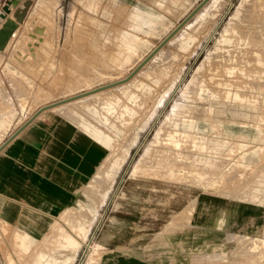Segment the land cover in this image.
<instances>
[{
  "label": "rangeland",
  "instance_id": "rangeland-1",
  "mask_svg": "<svg viewBox=\"0 0 264 264\" xmlns=\"http://www.w3.org/2000/svg\"><path fill=\"white\" fill-rule=\"evenodd\" d=\"M200 1L32 0L0 56V141L43 105L129 75ZM241 2L210 0L129 81L41 113L78 122L106 154L46 236L0 221V264H264V0ZM122 156L111 182L108 168ZM145 159L161 178L134 172ZM191 165L203 167L206 186L185 181Z\"/></svg>",
  "mask_w": 264,
  "mask_h": 264
},
{
  "label": "crops",
  "instance_id": "crops-1",
  "mask_svg": "<svg viewBox=\"0 0 264 264\" xmlns=\"http://www.w3.org/2000/svg\"><path fill=\"white\" fill-rule=\"evenodd\" d=\"M105 154L78 122L40 114L0 150V221L34 239L46 236L54 218L80 201Z\"/></svg>",
  "mask_w": 264,
  "mask_h": 264
},
{
  "label": "bare ground",
  "instance_id": "bare-ground-1",
  "mask_svg": "<svg viewBox=\"0 0 264 264\" xmlns=\"http://www.w3.org/2000/svg\"><path fill=\"white\" fill-rule=\"evenodd\" d=\"M253 1H255V0H242V2H241V6H240V8L241 7H243V6H245V5H247L248 3H250L251 5H252V3H253ZM252 2V3H251ZM214 3V2H213ZM262 3V2H261ZM253 4H255V2L253 3ZM257 4V3H256ZM262 5V4H261ZM33 6V2H32V0H20L19 1V3L16 5V6H13V5H11V11H10V15H9V13H8V15H7V13H6V17H3V16H1L0 15V27H3V25H4V23H5V21H6V19L7 18H11L13 21H14V23H15V27L12 29L11 27H9V29H11V31H10V34H9V36H8V38L7 39H5V41H4V36H1V40L0 41H2L3 43H1V45H0V56H1V53H3V52H5L6 50V46H7V44L9 43V41L11 40V38L12 37H14L15 36V34L17 33V31H18V29H19V27L21 26V25H23V24H25V22L28 20L27 18H28V15H29V12H30V10H31V7ZM247 6H249V4L247 5ZM142 7V6H141ZM246 7V6H245ZM249 7H251V6H249ZM256 7H257V5H256ZM240 8H239V10H240ZM261 8H263V6L261 7ZM242 9V8H241ZM246 9L247 8H245V10L244 11H246ZM259 9V10H258ZM38 10V9H37ZM243 10H241V11H243ZM248 10V9H247ZM250 10V9H249ZM255 10H258L257 12H261L260 11V7L258 8H256ZM264 11V10H263ZM237 12H240V11H237ZM249 12V11H248ZM251 13H253L254 11H250ZM249 12V13H250ZM41 13V12H40ZM45 13V12H44ZM248 13V14H249ZM254 13H256V12H254ZM238 14V13H237ZM243 14H246V13H243ZM260 14H263V13H260ZM259 14V15H260ZM47 15V14H46ZM142 15L143 14H141L140 13V15H139V17H142ZM253 15V14H252ZM252 15H250L249 14V16H250V18H251V16ZM256 15V14H255ZM241 16V15H240ZM243 16V15H242ZM254 16V15H253ZM252 16V17H253ZM47 17H48V15H47ZM237 17H238V15H237ZM243 17H245V15L243 16ZM256 17V16H255ZM42 18V17H41ZM40 18V19H41ZM50 18V17H49ZM239 18V17H238ZM240 18H242V17H240ZM246 18V17H245ZM247 18L249 19V17H248V15H247ZM246 18V19H247ZM234 19H236V18H234ZM255 18L253 17V20H254ZM258 19H259V17H258ZM261 19H263V15H262V18ZM260 19V20H261ZM242 20V19H241ZM244 20V19H243ZM252 19H251V21H253ZM259 20V21H260ZM264 20V19H263ZM42 21V20H41ZM51 21V20H50ZM237 21V20H236ZM249 21V20H248ZM250 21V22H251ZM43 22V21H42ZM41 22V23H42ZM47 22H49V20L47 19ZM245 22V21H244ZM262 23H263V21H261ZM251 23H254V22H251ZM262 23H261V26H263L262 25ZM44 24V23H43ZM237 24H238V22H237ZM246 24H247V22H246ZM249 24V23H248ZM257 24V23H256ZM259 24V23H258ZM234 25H236V24H234ZM254 25V24H253ZM253 25H251V26H253ZM43 26V25H42ZM237 26H239V25H237ZM236 26V27H237ZM241 26V25H240ZM239 26V28H241ZM260 26V25H259ZM261 26L260 27H258L257 29H261ZM32 27H33V25H32ZM234 27V26H233ZM249 27V26H248ZM256 27V26H255ZM29 28V27H28ZM37 28V27H36ZM40 28H41V26H40ZM247 28V26H245V29ZM252 28V27H251ZM254 28V27H253ZM25 29V28H24ZM33 29V28H32ZM232 29H234V28H232ZM250 29V28H249ZM255 29V28H254ZM257 29L255 30L256 32H257ZM37 30H38V28H37ZM251 30V29H250ZM262 30V29H261ZM21 31V30H20ZM236 32V31H235ZM238 32V31H237ZM236 32V33H237ZM252 32V31H251ZM255 32V33H256ZM260 32V31H259ZM263 32H264V30H263ZM20 33V32H19ZM22 33H23V31H22ZM261 33V32H260ZM246 34H249V32L248 33H246ZM253 34V33H252ZM258 34V33H257ZM256 34V35H257ZM264 34V33H263ZM4 35V34H3ZM22 35V34H21ZM28 35V34H27ZM30 35H32V36H34L33 38H34V40L32 41L33 43H36L37 45V48H38V44H39V39L37 38V35L34 33V31L32 32V33H30ZM238 35H240V34H238ZM243 35V34H242ZM255 35V36H256ZM23 36V35H22ZM25 36V35H24ZM245 36V35H244ZM244 36H242L243 38H244ZM254 36V37H255ZM258 36L259 35H257V37L255 38V40L258 38ZM28 37H29V35H28ZM237 37V36H236ZM248 37V36H247ZM249 37H253V35H251V36H249ZM260 37V36H259ZM18 38H20V36L18 37ZM25 38H26V36H25ZM30 38H32V37H30ZM233 39H234V36L232 37ZM231 38V39H232ZM241 38V37H240ZM263 38V37H262ZM23 39V38H22ZM251 39H253V38H251ZM259 39V38H258ZM235 40H237V38L235 39ZM234 40V41H235ZM255 40L253 39V42H255ZM15 41H16V39H15ZM23 42L25 41V42H27L25 39L24 40H22ZM30 40H28V42H29ZM233 41V42H234ZM250 41V43H248V44H251V40H249ZM249 41H247V42H249ZM257 41V40H256ZM260 41V40H259ZM20 42H21V39H20ZM21 43V44H26L25 46L26 47H28L27 46V43ZM237 42H238V40H237ZM12 43V42H11ZM235 43H236V41H235ZM243 43V42H242ZM258 43V42H257ZM261 42H259L258 44H260ZM20 44V43H19ZM18 44V45H19ZM19 45V46H22V45ZM41 44V43H40ZM233 44V43H232ZM237 44V43H236ZM254 44V43H253ZM252 44V45H253ZM12 45V44H11ZM17 44L15 45V46H18ZM235 45V44H234ZM233 45V46H234ZM240 45V44H239ZM245 45H247V43L245 44ZM24 46V47H25ZM30 46V45H29ZM32 46H33V44H32ZM43 46V45H42ZM232 46V47H233ZM250 46V45H249ZM254 46V45H253ZM9 47V46H8ZM25 47V48H26ZM31 47V46H30ZM228 47H231L230 45L228 46ZM242 47V46H241ZM248 47V46H247ZM255 47V46H254ZM13 48V47H12ZM23 47H21V48H19V50H21ZM36 48V47H35ZM42 48V47H41ZM27 49V48H26ZM31 49V48H30ZM14 50V49H13ZM12 50V51H13ZM23 50V49H22ZM28 50V49H27ZM32 50H34L33 48L31 49V51ZM38 50H41V49H38ZM24 51V50H23ZM29 51V50H28ZM7 52V51H6ZM5 52V53H6ZM11 52V51H10ZM15 52V51H14ZM20 52H22V51H20ZM24 52H27V51H24ZM23 52V53H24ZM37 52V51H36ZM40 52V51H39ZM29 53V52H28ZM38 53V52H37ZM4 54V53H3ZM2 54V55H3ZM10 54V53H9ZM27 54V53H26ZM31 55H32V53H30ZM33 54H36L35 52H33ZM41 54V53H40ZM5 55V54H4ZM12 55V54H11ZM15 55V54H14ZM28 56H29V54H27ZM37 55V54H36ZM107 55H108V53H107ZM106 55V56H107ZM233 55H235V53L234 54H232V56ZM21 56H22V54H21ZM35 56V55H34ZM105 56V57H106ZM221 56V55H220ZM227 57H228V55H226ZM18 58H19V56H17ZM23 57V56H22ZM37 57H38V55H37ZM223 57V56H222ZM245 57V56H244ZM1 58V57H0ZM3 58V57H2ZM36 58V57H35ZM20 59V58H19ZM26 59H27V57H26ZM25 59V60H26ZM29 59H31V57L29 58ZM28 59V60H29ZM33 59V58H32ZM107 59V58H106ZM230 59H231V56H230ZM233 59V58H232ZM241 59H243V58H241ZM245 59V58H244ZM24 60V59H23ZM94 60V59H93ZM226 60H227V58H226ZM229 60V59H228ZM237 60V59H236ZM3 61V60H2ZM1 61V62H2ZM106 61V60H105ZM107 64V63H106ZM264 69V68H263ZM263 71V70H262ZM208 72V71H207ZM259 73H260V71H259ZM263 73V72H262ZM207 74V73H206ZM213 75V74H212ZM211 75V76H212ZM259 75V74H258ZM264 75V74H263ZM206 76V75H205ZM203 78V77H202ZM260 78H262V77H260ZM220 80V79H219ZM257 80V79H256ZM221 81V80H220ZM257 82H258V80H257ZM261 82H262V80H261ZM255 83V82H254ZM197 84V83H196ZM220 84H222V83H220ZM259 84H261L260 82H259ZM259 84H257V85H259ZM263 84V83H262ZM200 85V84H199ZM198 86V85H197ZM256 86V85H255ZM264 86V85H263ZM262 85L260 86L259 85V87H263ZM254 87V86H253ZM252 87V88H253ZM259 87H255L256 89L258 88V90L260 91V93H261V90H262V92H263V90L264 89H261L260 90V88ZM255 91V90H254ZM257 91V90H256ZM258 91V92H259ZM257 92V93H258ZM193 94V93H192ZM239 96H241V97H243V95H240L239 93H237ZM223 96H224V94H223ZM248 96H249V94H248ZM251 96V95H250ZM253 96V95H252ZM254 96H258V95H254ZM244 97H246L247 98V96H245L244 95ZM244 97L242 98V100L244 99ZM264 97V96H263ZM223 98V97H222ZM254 98V97H253ZM213 99V98H212ZM262 99V98H261ZM215 100V99H214ZM224 100V99H223ZM248 100V99H247ZM254 100V99H253ZM263 100V99H262ZM244 101V100H243ZM256 101H258L259 102V98H258V100H256ZM240 102H242V101H239V103ZM249 102V101H248ZM251 102H252V99H251ZM261 102V101H260ZM243 103V102H242ZM241 103V104H242ZM245 103V102H244ZM254 103V102H253ZM252 103V104H253ZM256 103V102H255ZM251 104V105H252ZM248 105V104H247ZM257 105V104H256ZM258 105H261V104H258ZM263 105V104H262ZM261 105V106H262ZM255 106V105H254ZM261 106H260V109H262L263 108V106H262V108H261ZM259 107V106H258ZM254 109V108H253ZM48 110V109H47ZM46 111V110H45ZM260 111V110H259ZM189 116H191V115H189ZM188 117V116H187ZM168 129V128H167ZM164 132V131H163ZM166 130H165V133L164 134H166ZM168 132H169V130H168ZM182 132V131H181ZM170 133V132H169ZM171 133H173V131L171 132ZM179 133V132H178ZM162 135H164L163 133H161ZM167 135V134H166ZM166 135H164V136H166ZM171 135V134H170ZM190 135V134H189ZM192 135V134H191ZM175 136V135H174ZM182 136H184V135H182ZM162 137V136H161ZM176 137V136H175ZM177 138V137H176ZM176 138H174L173 137V135H171V137H170V140H172L173 142H174V144L176 145V146H179L180 144H182V143H180L178 140H181L182 139V137H181V139H180V136H179V139L177 140ZM185 138H186V136H185ZM201 138H202V136H201ZM203 138H204V136H203ZM163 139V138H162ZM162 139L160 138V145H161V143L163 142L162 141ZM169 139V138H168ZM211 140H212V138H211ZM183 141H185L186 142V140H183ZM209 141H210V139H209ZM215 142H216V146H221V143H219L218 141H217V139H215L214 140ZM213 141V142H214ZM159 143V142H158ZM164 144V143H163ZM183 144H184V142H183ZM182 144V145H183ZM190 144V143H189ZM159 145V146H160ZM172 145V144H171ZM181 145V146H182ZM186 145H187V143H186ZM185 145V146H186ZM215 145V144H214ZM165 146V145H164ZM167 146H170V145H168L167 144ZM174 146V145H173ZM189 146V145H188ZM187 146V147H188ZM163 147V146H162ZM166 147V146H165ZM172 147V146H171ZM203 147V146H202ZM155 148H156V146H155ZM175 148V147H174ZM184 148V146L181 148V150ZM158 149H160V148H158ZM163 149V148H162ZM177 149V148H176ZM188 149V148H187ZM201 149V148H200ZM186 150V149H185ZM188 150H190V149H188ZM206 150V149H205ZM130 151V150H129ZM152 151V150H151ZM150 151V152H151ZM160 151V150H159ZM173 151V150H172ZM128 152V151H127ZM186 152V151H185ZM169 153V152H168ZM182 153V152H181ZM187 153V152H186ZM186 153H185V155H186ZM123 154V153H122ZM174 154V153H173ZM121 155V154H120ZM125 156V155H124ZM127 157H128V154L126 155ZM193 156H195V154L193 155ZM119 157V156H118ZM121 157V156H120ZM183 157V156H182ZM191 157V156H190ZM197 157V156H196ZM195 157V158H196ZM188 158V157H187ZM124 159H123V156H122V158H118L117 159V161H115L114 163H113V165H112V167L111 168H108V174L110 175V180H111V182H113L114 180H116L115 179V175H116V172H117V170H119V169H115V168H119L120 166H121V163H122V161H123ZM124 162V161H123ZM158 162H160V164H161V161H158ZM158 164V163H157ZM156 163H149V161L147 160V159H145L144 161H143V163L140 165V164H138L137 165V167H135V169H134V172H140V174H144V175H146L147 177H153V178H161L160 176H163L162 175V173L161 172H163V170H162V167H159V165H157ZM170 164H172V162H170ZM185 167V166H184ZM39 168V167H38ZM177 168H176V166H174V165H170L169 166V168L167 167V171H168V175H166V176H168L169 178H173L174 176H175V170H176ZM131 174V173H130ZM105 174H103V177H106V176H104ZM183 175H185V181H187L188 183H196V184H201L202 186H206L207 185V183H208V174H206L205 173V171H204V169H203V167H201V168H199V167H197L196 166V168H194L193 167V165H191V167H190V169H189V171L186 173V174H183ZM137 176V175H136ZM142 177H144V176H142ZM134 178V177H133ZM191 178H197V182H192V180H191ZM105 179V178H104ZM107 179V178H106ZM130 179V178H129ZM134 180V179H133ZM137 180V179H136ZM163 180V179H162ZM103 181H105V180H103ZM126 181H127V179H126ZM129 181V180H128ZM144 181V180H143ZM167 181V180H166ZM115 182V181H114ZM173 181H171V183H172ZM104 183V182H103ZM109 183V182H108ZM102 184V183H101ZM108 185V184H107ZM110 185V184H109ZM112 185V184H111ZM152 185V184H151ZM156 185V184H155ZM163 185V184H162ZM99 186V185H98ZM97 186V188H99ZM100 186H102V185H100ZM137 186V185H136ZM164 186V185H163ZM162 186V187H163ZM167 186V185H166ZM193 186V185H192ZM104 187V186H103ZM108 188H109V186H107ZM113 187V186H112ZM168 187V186H167ZM107 188V190H109ZM143 189V188H142ZM149 189V188H148ZM147 189V190H148ZM103 190V189H102ZM106 190V191H107ZM100 191V190H99ZM141 191H143V190H141V189H137L135 192H136V195L137 194H139ZM101 192V191H100ZM150 192H152V191H150ZM104 195V194H103ZM103 195H102V197H103ZM140 195V194H139ZM124 199H126L125 201L126 202H129L130 200H131V196H132V194H131V196L129 195V193L128 192H125L124 193ZM151 196V195H150ZM159 196V195H158ZM133 197V196H132ZM147 197V196H146ZM153 197V196H152ZM104 198V197H103ZM121 198V197H120ZM135 198V197H134ZM140 199V198H139ZM142 199V198H141ZM153 199V198H152ZM159 199V198H158ZM161 200V199H160ZM163 200V199H162ZM165 200V199H164ZM143 201V200H142ZM150 201V200H149ZM125 202V203H126ZM167 202V201H166ZM158 203V202H157ZM160 203V202H159ZM127 205V204H126ZM166 205H168V204H166ZM30 208V207H29ZM96 208V206L94 205V207H92L91 209H95ZM142 209V208H141ZM151 209V208H150ZM36 210V209H35ZM162 211V210H161ZM169 211V210H168ZM139 212V211H138ZM42 213V212H41ZM141 213H143V212H141ZM128 214V213H127ZM145 214V213H144ZM160 214V213H159ZM158 214V215H159ZM129 215V214H128ZM149 215H151V214H149ZM162 216V215H161ZM164 216V215H163ZM87 217V216H86ZM58 218V217H57ZM81 218H83L82 216H81ZM85 218V217H84ZM139 218H140V216H139ZM153 218V217H152ZM55 219V218H54ZM83 220V219H82ZM81 220V221H82ZM144 220V219H143ZM158 220V219H157ZM163 220V219H162ZM83 221H85V220H83ZM83 224V223H82ZM134 225V224H133ZM151 229V228H150ZM189 229V228H188ZM192 229V228H191ZM193 229H194V227H193ZM147 230V229H146ZM158 233V232H157ZM156 233V234H157ZM151 234V233H150ZM155 234V235H156ZM159 234V233H158ZM112 236V235H111ZM110 236V237H111ZM157 236V235H156ZM158 237V236H157ZM154 239H155V237H153ZM102 239H104V237H100L99 238V241H98V245L100 246L102 243ZM152 239V238H151ZM153 239V240H154ZM161 238H159V240H160ZM167 239V238H166ZM78 240H79V243H80V245L85 241V236H79L78 237ZM151 242V241H150ZM157 242V241H156ZM156 244V243H155ZM105 247V246H104ZM119 247V246H118ZM147 248V247H146ZM128 249V248H127ZM76 254V252H74V253H72L71 254V257L68 255V258H70V260H72V258L74 257V255ZM146 254V253H145ZM23 255V254H22ZM93 256V255H92ZM138 257V256H137ZM74 261V260H73ZM69 262H71L72 263V261H69ZM68 262V264H70Z\"/></svg>",
  "mask_w": 264,
  "mask_h": 264
},
{
  "label": "water",
  "instance_id": "water-1",
  "mask_svg": "<svg viewBox=\"0 0 264 264\" xmlns=\"http://www.w3.org/2000/svg\"><path fill=\"white\" fill-rule=\"evenodd\" d=\"M20 0H8L7 3L4 5V11H0V15L3 17H6V13H9L11 11V5L16 6L19 3ZM210 0H201L188 14L187 16L181 21L179 22V24L177 26H175L160 42L159 44L130 72L129 75H127L126 77H124L123 79H119L116 81H112L110 83L101 85L99 87L93 88V89H89L87 91H83L81 93L75 94L73 96L55 101V102H51L48 104L43 105L42 107H40L24 124H22L5 142H3L0 145V150L5 146V144L15 135L17 134L20 130H22L27 124H29L31 121H33L37 116H39L42 112H44L47 109L56 107L58 105L67 103L69 101H73L76 99H80L82 97L109 89L111 87H115L118 86L120 84H123L127 81H129L149 60H151V58L165 45L167 44V42H169V40L171 38H173L177 32L187 23L190 21V19L199 11L201 10V8H203ZM15 23L11 18H7L3 27H0V38L1 36H4V41L5 39L8 38L11 29H9V27H11L12 29L15 27L14 26ZM4 34V35H3ZM1 40V39H0ZM1 43H3L2 41H0V45ZM4 44V43H3Z\"/></svg>",
  "mask_w": 264,
  "mask_h": 264
}]
</instances>
